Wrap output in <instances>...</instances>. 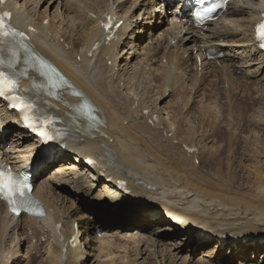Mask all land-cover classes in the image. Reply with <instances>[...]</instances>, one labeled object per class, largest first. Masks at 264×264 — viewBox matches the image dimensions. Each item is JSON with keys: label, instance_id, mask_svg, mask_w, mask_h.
Segmentation results:
<instances>
[{"label": "bare ground", "instance_id": "bare-ground-1", "mask_svg": "<svg viewBox=\"0 0 264 264\" xmlns=\"http://www.w3.org/2000/svg\"><path fill=\"white\" fill-rule=\"evenodd\" d=\"M61 1L9 0L6 5L14 15L16 26L31 32V46L35 52L55 64L67 78L68 86L60 101L49 100L46 106H51L66 122L72 140L67 155L57 151L40 158L44 162L37 177L57 164L54 175L63 174L62 179L46 181L36 189L37 197L47 210L46 216L16 218L0 202V253L4 250L3 255L0 254V264H18L15 257L22 239L17 249L11 246L2 249L10 223H15L21 235H27L25 241L34 238L28 236L31 231L40 239L48 237V248L40 264H83L86 254L94 250L99 253L98 264H175L177 259L185 264L193 242L198 243L202 233L214 236L208 244L216 259L222 255V248H228L229 255L243 258L259 251L264 253V94L256 88V82H249L251 79L257 80L258 85L264 82L261 78L264 53L255 41V26L264 12V0H235L225 15L206 30L180 19L177 10L170 5L167 15H171V20L164 14L158 16L155 2L163 0ZM61 4L72 14L68 17L70 20L59 13ZM54 7L50 18V10ZM175 7L179 8L180 4ZM108 16L116 17L117 23L124 22L117 39L112 42L101 27ZM147 21H155V24ZM162 25L168 27L161 33V39L147 46L146 56L135 64L133 74L124 78L127 71H121L118 64L123 54L121 50L125 52L135 43L137 28L153 32L160 30ZM124 38L126 46L120 50ZM173 41L176 43L171 46ZM208 48L222 53V60L209 61L205 54ZM186 53H189L187 58ZM192 55L197 60L195 65L190 64ZM159 59L161 62L166 59L168 64L154 68L153 63ZM198 59L202 61L200 72ZM31 75L40 79L35 73ZM155 78L159 82H155L158 81ZM186 78L193 83L195 80L194 92L188 88ZM122 82L126 89L121 87ZM240 83L246 89L255 87L256 95L261 97L242 94ZM25 86L31 88V81ZM168 92L179 101L177 109L167 111V118H164L162 112L169 106L161 109L159 101L162 103ZM199 93H203L204 100L196 112L200 118L196 126L193 121L198 118H191L195 114L192 109L196 108L192 103ZM240 93L243 104L232 103ZM260 98L262 100L258 101ZM248 102H253L249 107L261 106L252 112L247 108L241 110ZM81 104H91L94 108L96 119L92 132L83 121H74L75 126H69L73 123L71 109ZM182 109L186 117L179 119ZM201 113L210 114L214 119L205 120ZM222 113L223 119L227 120L229 115L230 123L233 119L236 122L229 125L228 121L224 126ZM8 118L6 109L0 107V130L8 132L0 141V156L17 166L38 149V142L21 129L20 123L8 122ZM253 131H258L261 137L246 138L245 135ZM8 141L10 149L2 146ZM88 158H93L95 163L85 165ZM202 159H205L206 168L203 162L202 166L200 164ZM71 171L75 172L71 174ZM90 175L95 180L89 183L95 181V188V185L86 188V178ZM217 178L220 181H216ZM120 181H126L127 185H121ZM67 193L81 194L111 206L119 205L120 209L114 213L106 210L104 216L92 213L93 219H82L83 208L74 212L70 210L75 204L71 209L66 208ZM143 202L149 203V208L165 212L167 219L151 215L150 209L143 210ZM127 206L130 210L125 208ZM133 207L142 211L138 214ZM111 221H116L128 234L136 235L158 224V237L165 244H153L157 250L150 251L147 260H143L144 251L140 247L147 242L145 237L131 242L128 251V246H121L116 239L105 242L99 238L95 231L108 230ZM229 235L234 239L227 244L224 240ZM14 243L12 238L11 244ZM97 244H100L98 248ZM29 250L36 251L39 247L31 244ZM27 258L29 263L33 260L31 255Z\"/></svg>", "mask_w": 264, "mask_h": 264}, {"label": "rangeland", "instance_id": "rangeland-1", "mask_svg": "<svg viewBox=\"0 0 264 264\" xmlns=\"http://www.w3.org/2000/svg\"><path fill=\"white\" fill-rule=\"evenodd\" d=\"M62 3L64 2V0L61 1ZM132 2V0H131ZM47 4L44 5V7L46 6ZM129 6V4L127 5ZM40 9V12L42 11L43 12V9ZM63 7V4L60 5V10H59V13H63L64 14V17L66 19H69L72 14L70 12H68V10H65L62 8ZM156 7V12L158 16L161 15V13H159V11L157 10H160V6H159V2H158V5L155 6ZM55 11V7L52 8V10H50V18L51 16H53V13ZM163 10H161L162 12ZM69 17V18H68ZM70 20V19H69ZM158 22H160L161 20L158 19L157 20ZM151 21H147V23H150ZM154 24H155V21H153ZM153 22L150 23L153 24ZM167 25H162V28L159 30H156V31H153V32H150V30H144L143 28H137V33L135 36V43L133 45H129L128 49H126L125 52H123L121 49L125 48V46L123 45V43L125 42V39H123L121 45H120V50H121V54L120 57H119V64H120V69L121 71H127L126 73V76H124V78L128 77L129 75L133 74V72L135 71V64L136 63H140V60L143 59V55H145V51L147 49V46L151 45L153 46L155 42L158 41V39H161V33L167 29ZM149 28V27H148ZM141 31V32H140ZM139 36V37H138ZM139 39V40H138ZM126 43H128V41H126ZM125 43V44H126ZM133 50V51H132ZM178 50V49H177ZM176 50V51H177ZM137 52V53H136ZM135 53V54H134ZM195 54V53H194ZM146 56V55H145ZM189 56V53H186L185 54V58H187ZM193 56V55H192ZM196 59H194V56H193V59L192 61L190 62V64L192 65H195L196 63ZM200 63V62H199ZM256 63H259L258 61ZM161 64H168L167 60H163L162 62L159 60H157L156 62L153 63V66L154 68H157V67H160ZM200 65V64H199ZM242 65V64H241ZM150 68V67H149ZM209 69V67H208ZM206 71V70H205ZM122 72V73H123ZM248 72V71H246ZM207 75H209L211 78H215L214 75L212 73H208V71H206ZM261 78H264V73L263 75L261 76ZM157 78H155L156 80ZM187 79V78H186ZM217 79V78H216ZM158 81H155V82H159V79H157ZM219 80V79H217ZM252 81V82H256L257 86L256 88L258 89L259 87V91L260 93L264 94V82H263V85H258V81L257 80H254V79H251L249 80V82ZM124 82L121 83V87L122 88H125L126 87L124 86L123 84ZM188 88H191L190 90L192 91L193 90V85L195 84V80H194V83L192 80L190 79H187V82H186ZM240 86L242 88H240V92L243 94V93H247L249 95V97L251 98L252 97H261L260 94L256 95L255 93V87L251 86L250 89H246L245 88V85H243L242 83H240ZM162 87V86H161ZM253 88H254V91H253ZM159 89V88H158ZM163 91V90H162ZM125 92V91H124ZM157 92V91H156ZM155 92V93H156ZM194 92V90H193ZM200 92V91H199ZM127 93V91H126ZM155 93L153 95H155ZM240 93V96L239 97H235L232 99V103H240L241 105L243 104V101L240 100L242 98V95ZM253 93V94H251ZM203 93H199L198 95H196V97H194L193 99V103H192V106L196 107L194 109H192V114H194L193 112H195L194 115H191V118L192 116L193 117H196L198 119H195L193 121V124L198 126L199 123H200V118H199V114L196 113L197 112V109L201 108V100H204L203 99ZM251 94V95H250ZM189 96V95H188ZM195 98L197 99V101H195ZM178 99V100H177ZM240 100V101H239ZM262 99L260 98V100L258 101H261ZM178 101H179V98L178 97H170L169 96V92L166 94V99H164V101H162V103L159 101V108H167L169 106V109L168 110H163L162 113L163 114V117L164 118H167V111H171V110H174L177 106H178ZM188 101V99H187ZM194 101H195V105H194ZM200 103V104H199ZM253 104V102H248L246 105H244V107L242 106L240 109L243 110L244 108L248 109L249 112H252L254 110V108H257L259 106H261L260 104L259 105H256L255 107L251 106L249 107L250 105L249 104ZM205 104V102H203L202 106ZM221 105V103H219ZM177 105V106H176ZM219 105L220 108H222L221 106ZM173 108V109H172ZM187 108V107H186ZM177 109V108H176ZM183 110V109H182ZM187 110V109H186ZM185 110V111H186ZM200 110V109H199ZM237 111V109L234 110V112ZM180 113V112H179ZM249 114V113H248ZM182 115V117H180ZM202 117L207 120L209 119L210 121L214 119V117L210 114H205V113H201ZM223 113H222V116H221V119L223 120L224 123L222 124H225L224 126H227L228 124V121L231 119L228 115V119L225 120L223 119ZM184 116L186 117V114L184 113V110H183V114L181 113L179 115V119H182L184 118ZM189 117L187 119H185V121L188 123L189 121ZM221 120V122H222ZM227 121V122H226ZM233 122L230 123L229 121V125H233L234 122H236L235 119L232 120ZM184 135H182V138H183ZM246 138H249L250 140L252 139H258L259 137H261V134L258 133V131H253L252 133L250 134H247L245 135ZM205 159H202L200 164L201 166L203 165L204 168L207 167V165H205ZM203 162V164H202ZM199 164V161H197V165ZM57 165L55 166H52L50 167L45 173H43L41 176L38 177L37 181H36V189L38 187H40L41 185H43L46 181H54V179H62L61 178V174L60 176H55V171H57L55 168H56ZM236 174H240L239 171L237 170L236 171ZM239 178H241V174L238 175ZM230 178V177H228ZM50 179V180H49ZM91 180H95V178H93L92 175H90V178H86V181L88 182L86 184V188L88 186L92 187L93 185H95V181L93 182H90ZM216 181H220L219 178L216 179ZM94 183V184H93ZM92 185V186H91ZM96 185L93 187L95 188ZM103 187V185H101L100 189ZM87 193V192H86ZM144 204L146 205H150L149 203L147 202H143ZM75 204V205H74ZM86 204V205H85ZM74 205V209L70 210V212H74L76 209H82L83 213H85V215L83 216L82 219L84 218H89L91 217V214L92 213H98L99 216H104L106 215V210L114 213L117 209H120L118 206H111L109 203H102V202H96V201H93L91 198H87L86 196H82L81 194H72V193H67V200H66V208H69L71 209V207ZM91 207H89V206ZM151 206V205H150ZM78 207V208H77ZM103 207V208H102ZM137 207V206H136ZM96 208H102L100 211H97ZM127 208L128 210H130V207L127 206L125 207ZM147 208V207H146ZM132 209V208H131ZM133 209L138 212H141L139 209H136L133 207ZM150 209L152 212H150V214L152 215H157L158 217H163L164 219H167V215L165 214V212H162L160 210H156V209H152V208H148ZM122 214V213H121ZM162 218V219H163ZM91 219H93V216L91 217ZM38 222H40L41 220L38 219L37 220ZM76 223H78L76 221ZM10 227H9V230L7 232V235L6 237H3V241H2V249H5V248H9L11 246V249L15 250H19L18 251V256L15 257V261L16 263L18 264H40V261H42L43 259V256H44V253L46 252V248H48V244L49 242L47 241L48 237H41L40 239V236L39 235H36V236H33V233L32 232H29L28 236L30 238H32L31 240H28V241H25V238L26 236L25 235H21L22 233L20 231H18V229L15 228V223H10ZM70 226V225H69ZM160 226V225H153L149 231H146L144 233H138V235H136L135 233H132V234H128V231L124 230L123 228H121V226L117 225L116 224V221H111L110 222V226H109V229L108 230H104V229H97L95 231L96 234H98L99 238H102L105 240V242H114L115 239L117 242H120L121 246H128L127 247V251L129 250L130 248V244L131 242L133 243L134 240H137L138 238H141V237H145L147 242L144 244V245H141L140 249L142 251H144V253H142V257H143V260H147L146 258H148V254H150L152 250H155L154 247L152 246L153 244H158V242L160 243L161 242V239L158 237V233H157V227ZM136 229L134 228L133 231H135ZM101 231V234H99L98 232ZM107 231V232H106ZM146 233V234H145ZM120 234V235H119ZM183 234V233H181ZM133 235V236H132ZM141 235V236H140ZM151 235V236H150ZM132 236V237H130ZM208 237H206L205 235L201 238V240H197L198 243H194L193 242V245H192V248L190 250V253H189V256H188V262H186L185 264H264V253L262 251H259L256 255H251V256H245L244 258L242 256H237V255H233L231 253V255H229V249L226 248H222L221 250H224L222 255L220 257H218L217 259L215 258V255L216 254H213L211 253L212 251L210 250V245L211 244H208V243H211V241L214 240V236L212 235H207ZM21 237V238H20ZM183 237V236H181ZM180 237V238H181ZM12 238L15 239V243L14 244H11V241H12ZM188 238V237H187ZM22 239V244L20 243V245L17 246V244L19 243V240ZM176 239V238H175ZM174 239V241H175ZM121 240V241H120ZM6 241V242H5ZM177 242H179V238L178 240H176ZM230 240H224V242H227V244H230L229 243ZM152 243V244H151ZM4 244V245H3ZM38 245L39 247V250H36V251H42L41 253H37L36 251H32L30 252L29 250V246L30 245ZM161 244H165V241L164 243L161 242ZM172 244H174V242L172 241ZM100 244H97L95 247L98 248ZM1 246V245H0ZM17 246V247H16ZM162 248V247H161ZM160 248V250H162ZM157 250V249H156ZM155 250V251H156ZM2 251V250H1ZM4 251V250H3ZM3 251L0 253L2 254ZM29 251V252H28ZM121 251H123V249H121ZM209 251V252H208ZM148 252V253H147ZM147 253V254H146ZM123 254V252H122ZM3 255V254H2ZM1 255V256H2ZM30 255L33 257V260H31V262L29 263V259L27 258V256L30 257ZM93 257H92V256ZM97 256V258L95 256ZM98 251L97 250H94L93 252L91 253H88L86 254V257L83 258L82 260V263L83 264H98V262L100 261V259L98 258ZM129 255V253L127 254V256ZM213 255V256H212ZM213 257V258H212ZM131 258V257H130ZM150 258H154L152 255ZM19 259V260H18ZM18 260V262H17ZM142 260V259H141ZM170 260V259H169ZM178 260V261H177ZM175 264H181V260L177 259ZM103 261V260H102ZM170 261H173L172 259Z\"/></svg>", "mask_w": 264, "mask_h": 264}, {"label": "snow or ice", "instance_id": "snow-or-ice-1", "mask_svg": "<svg viewBox=\"0 0 264 264\" xmlns=\"http://www.w3.org/2000/svg\"><path fill=\"white\" fill-rule=\"evenodd\" d=\"M2 2V0H0ZM9 17L8 13H4L0 16V39L12 35L10 25L5 24V20ZM257 38L258 40H264V25L257 26ZM264 46V45H262ZM5 91L2 74H0V95H3ZM22 112H26V108L21 109ZM26 123H29L26 118ZM29 126H34L29 123ZM18 190V185L15 178L12 177L11 173L5 174L3 169H0V195L4 193L8 194V198L12 199L13 194ZM23 195V193H21ZM148 209H145L147 211Z\"/></svg>", "mask_w": 264, "mask_h": 264}]
</instances>
